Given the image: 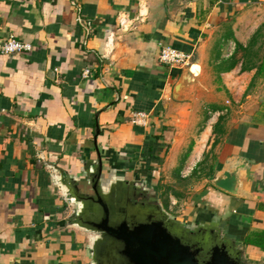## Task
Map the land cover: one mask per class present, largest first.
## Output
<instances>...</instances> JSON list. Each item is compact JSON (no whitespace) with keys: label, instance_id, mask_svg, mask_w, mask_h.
Masks as SVG:
<instances>
[{"label":"crops","instance_id":"obj_1","mask_svg":"<svg viewBox=\"0 0 264 264\" xmlns=\"http://www.w3.org/2000/svg\"><path fill=\"white\" fill-rule=\"evenodd\" d=\"M259 25L264 0H0V41L30 45L0 52V264H86L50 175L54 164L96 159L97 111L101 160L140 162L146 146L155 151L149 167L166 143L159 170L178 175L176 156L187 148L186 175L210 147L211 175L193 188L197 209L220 215L246 257L263 259L264 75L250 85L255 69L226 65ZM163 45L191 54L190 64L160 62ZM184 72L190 80L176 101ZM226 160L249 161L248 197L210 184Z\"/></svg>","mask_w":264,"mask_h":264},{"label":"water","instance_id":"obj_2","mask_svg":"<svg viewBox=\"0 0 264 264\" xmlns=\"http://www.w3.org/2000/svg\"><path fill=\"white\" fill-rule=\"evenodd\" d=\"M166 8L169 10L168 3ZM189 80L187 72L181 74L173 86L172 99L176 101L184 99L183 93ZM98 113L99 111L95 113L93 131L96 159L82 163L77 168L54 164L50 175L51 182L59 189L61 197L70 207L64 223L83 236L86 264H197L193 252L188 251V247L178 246L175 242L172 244L171 239L166 241L164 238L172 237L171 235L179 237L177 234L181 233L180 231L172 233L162 222L152 221L149 216L150 208L148 211L146 208L150 206H145V202L133 201L139 186L133 181L137 182L140 178L137 176L139 172L137 168L123 161L114 160L113 166L108 170L106 181L94 182L93 195H84L78 191L77 185L85 171L94 170L96 174L102 171L96 137L104 129L98 125ZM248 168L249 161L226 160L210 178V184L228 195L248 197L245 191ZM95 183L98 185L95 186ZM146 211L148 216H139L140 212L142 215L143 212L147 214ZM162 213L176 223L185 220L186 229L189 228L193 236L201 234L198 240L205 245L211 241L208 239V229L215 231V235L221 233L219 229H224V237L230 239L229 243L231 245L236 243L234 235L227 231L224 220L217 213L205 217L198 214L193 220L173 216L165 211ZM71 215L74 217L70 218ZM206 221L210 224L206 225ZM231 245L215 242L207 249L209 259L204 264H238L236 251ZM250 264H264V260Z\"/></svg>","mask_w":264,"mask_h":264},{"label":"flooded vegetation","instance_id":"obj_3","mask_svg":"<svg viewBox=\"0 0 264 264\" xmlns=\"http://www.w3.org/2000/svg\"><path fill=\"white\" fill-rule=\"evenodd\" d=\"M136 161V160H135ZM102 162V171L99 173H95V171L91 170V171H85V175L81 178L80 182L78 183L77 187H78V191L84 195H93L94 194V189H93V184L94 182H98L101 183L106 181L107 175L109 174L108 170L111 169V167L113 166V162L111 158H104L101 160ZM135 175V174H134ZM136 176V175H135ZM137 176L140 177L138 179V181L136 182L135 180L133 182L139 184L138 186V190L135 192V194H137V196L133 199V201L135 202H139V203H144L145 206L149 205L150 207H146L147 211H151L149 212V216L151 217L152 221H156V222H162L164 224V227H166L169 231H171L172 233H177L178 231H180L181 233L177 234L179 237H175L174 235H171L169 232V234L172 237H164L165 240L167 241L168 239H171L170 242L173 244V242H175L176 245H180V246H185L188 247V251H192L194 258L196 259V263L197 264H204V262H207L209 259V254L207 253V249L211 248L214 243L219 242V243H228L229 245H231L230 239L224 237V229H219L220 230V234L215 235L213 230L208 229L207 232H209V238L211 241L209 242V244L205 245L204 243H201L198 239L201 238V234H198L196 236H193L191 234V231H189L186 229L187 225H185V220L180 221L181 223H176L173 219H170L169 217H165L162 213V211H165L173 216H175V214L173 212H171L166 206L165 204L162 202V200L160 199L159 196V190H158V185H159V178H158V173L157 170L154 168H150V167H144V169H139V172H137ZM132 182V183H133ZM98 184L95 183V186H97ZM146 211V212H147ZM206 210L203 208H199L194 210L193 213V218L191 220H193L198 214L201 217H205L207 213L205 212ZM137 216V215H136ZM139 216H148V212L147 214L145 212H143V215L140 212ZM74 217V215H71L70 218ZM205 221V220H204ZM167 223V225H166ZM209 222L206 221V225ZM181 224H184L183 226ZM205 235V234H203ZM163 238V240H164ZM215 241V242H213ZM169 243V242H168ZM168 243L166 245H168ZM211 246V247H210ZM232 249H234L236 251V258L238 259V264H250L252 262L254 263H259L261 262L263 259H258V260H252V259H248L246 257V255L244 254L243 249L241 248L240 244L235 243L232 244ZM186 254H188L186 252ZM188 256V255H186Z\"/></svg>","mask_w":264,"mask_h":264},{"label":"rangeland","instance_id":"obj_4","mask_svg":"<svg viewBox=\"0 0 264 264\" xmlns=\"http://www.w3.org/2000/svg\"><path fill=\"white\" fill-rule=\"evenodd\" d=\"M162 144V143H161ZM165 145V147L163 146ZM168 146L166 143H163L162 146L160 147V153L163 156L164 153L167 151ZM166 150V151H165ZM191 149H183L182 153L183 155L176 156L177 161L181 162L182 166L180 167V170L178 169V175H174V168H167L166 170H159L161 167L157 166L155 162H160V155L159 151L157 154L156 151V157L153 159L155 161L153 164H149L148 166L150 168H154L158 171V178H159V185H158V190H159V196L162 202L165 204V206L175 214V216L180 217V218H185V219H192L194 210L197 209L196 201H200V196L199 194L195 193L193 191V188L196 186H200L201 184H206L208 180L204 181V179H201L204 173V168L201 170L200 173L198 174V177L196 176H191L190 169L187 171V174H183L184 165L183 161L187 158L189 151ZM213 151V150H212ZM155 151H151L145 146V152L140 150L135 153L137 158H140V162H135V161H130L128 164L130 166H133L137 168L138 170L144 169V167H147L145 164L147 156H153ZM211 149L210 147H207L204 151V153L198 158V162L201 160L205 159V155H207L206 159L203 161L202 166L206 167L212 163V157L210 158ZM159 155V156H158ZM136 159V158H135ZM152 161V160H151ZM197 162V163H198ZM202 163V162H201ZM193 168V167H192ZM181 171V172H180ZM180 172V174H179ZM181 175V176H180ZM198 178V179H197ZM58 189V188H57ZM59 190V189H58ZM175 193H178L175 194ZM70 211V207L68 206Z\"/></svg>","mask_w":264,"mask_h":264},{"label":"trees","instance_id":"obj_5","mask_svg":"<svg viewBox=\"0 0 264 264\" xmlns=\"http://www.w3.org/2000/svg\"><path fill=\"white\" fill-rule=\"evenodd\" d=\"M264 25H259L258 28L253 32L249 40L245 45H242L239 42L235 43V49L227 59L226 65L229 68L235 66L239 61H241V71H249L255 69L254 76L251 79L250 85H252L254 78L259 75H264ZM240 53V57H237V54ZM222 120V117H219L215 126L219 124ZM216 132V127L213 129ZM218 140H214L213 145L217 143ZM156 146L153 148L156 150ZM207 155H205L206 159ZM213 157L212 154L210 158ZM204 159V160H205ZM201 160L196 164L191 172V176L198 177L200 169L204 168V173L202 177L209 178L212 172L211 164L206 167L202 166L203 161ZM202 162V163H201ZM198 179V178H197ZM178 195V193H175Z\"/></svg>","mask_w":264,"mask_h":264},{"label":"built area","instance_id":"obj_6","mask_svg":"<svg viewBox=\"0 0 264 264\" xmlns=\"http://www.w3.org/2000/svg\"><path fill=\"white\" fill-rule=\"evenodd\" d=\"M29 47V44L16 39L13 36H9L6 39L0 41V52L4 54L20 52L29 49ZM158 60L164 64L182 68L190 64L191 54L181 51L172 46L163 45L158 51ZM87 72L88 70H84L83 76H86L88 74ZM139 115H141V113H137L134 115V122H142V119L138 117Z\"/></svg>","mask_w":264,"mask_h":264}]
</instances>
